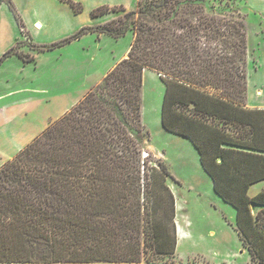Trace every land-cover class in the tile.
I'll use <instances>...</instances> for the list:
<instances>
[{
  "label": "trees",
  "instance_id": "16d2710c",
  "mask_svg": "<svg viewBox=\"0 0 264 264\" xmlns=\"http://www.w3.org/2000/svg\"><path fill=\"white\" fill-rule=\"evenodd\" d=\"M205 6L206 0H146L48 47L87 32L131 34L127 55L0 166V264L173 257L167 171L141 157L145 69L164 84L162 127L192 144L213 193L235 210L234 229L250 261L264 264V187L248 195L264 180V108L246 106V27L234 13ZM122 10L100 4L90 16Z\"/></svg>",
  "mask_w": 264,
  "mask_h": 264
},
{
  "label": "rangeland",
  "instance_id": "374dc122",
  "mask_svg": "<svg viewBox=\"0 0 264 264\" xmlns=\"http://www.w3.org/2000/svg\"><path fill=\"white\" fill-rule=\"evenodd\" d=\"M9 1L17 12V21ZM73 1L80 4L81 12L75 13L67 0H0V166L68 111L127 55L131 34L114 38L87 32L59 47H48L81 28L137 9L146 0ZM100 4H122L124 10L91 17V9ZM205 8L218 14L234 13L243 19L247 40L246 106L264 107V0H206ZM163 90L158 74L145 69L141 85V157L146 165L167 171L165 181L173 194L174 224L176 227L177 221L180 225L175 254L165 264H255L238 240L234 208L213 193L197 151L187 138L162 127ZM262 184L252 185L248 195L260 191ZM165 258L146 263L142 253L140 263L164 264Z\"/></svg>",
  "mask_w": 264,
  "mask_h": 264
},
{
  "label": "crops",
  "instance_id": "0c3cea01",
  "mask_svg": "<svg viewBox=\"0 0 264 264\" xmlns=\"http://www.w3.org/2000/svg\"><path fill=\"white\" fill-rule=\"evenodd\" d=\"M0 100H1V98H0ZM262 108H264V107H262ZM1 109V108H0ZM31 123V122H30ZM259 182H262L263 184H262V187L261 188H263L264 187V180L263 181H259ZM256 183H258V182H256ZM255 184V183H254ZM254 184H252V185H254ZM251 185V186H252ZM250 186V187H251ZM249 187V188H250ZM256 194V193H255ZM254 195V194H253ZM87 264H97V263H87ZM98 264H123V263H103V262H99Z\"/></svg>",
  "mask_w": 264,
  "mask_h": 264
},
{
  "label": "bare ground",
  "instance_id": "6f19581e",
  "mask_svg": "<svg viewBox=\"0 0 264 264\" xmlns=\"http://www.w3.org/2000/svg\"><path fill=\"white\" fill-rule=\"evenodd\" d=\"M35 24H36V26L40 25V23H38V22H36ZM176 232L180 233V225H179V223L177 221H176Z\"/></svg>",
  "mask_w": 264,
  "mask_h": 264
}]
</instances>
